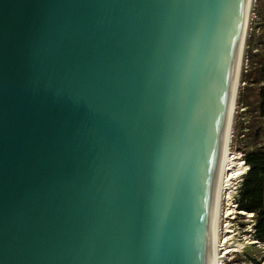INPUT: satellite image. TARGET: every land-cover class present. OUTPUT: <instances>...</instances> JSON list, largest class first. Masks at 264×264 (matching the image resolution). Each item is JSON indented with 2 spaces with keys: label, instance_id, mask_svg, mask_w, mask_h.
<instances>
[{
  "label": "water",
  "instance_id": "95a60500",
  "mask_svg": "<svg viewBox=\"0 0 264 264\" xmlns=\"http://www.w3.org/2000/svg\"><path fill=\"white\" fill-rule=\"evenodd\" d=\"M250 0H0V264H217Z\"/></svg>",
  "mask_w": 264,
  "mask_h": 264
},
{
  "label": "rangeland",
  "instance_id": "374dc122",
  "mask_svg": "<svg viewBox=\"0 0 264 264\" xmlns=\"http://www.w3.org/2000/svg\"><path fill=\"white\" fill-rule=\"evenodd\" d=\"M248 23V30L243 63L241 71H248L254 66L245 61L247 51L251 54L261 53L264 50V0H253ZM248 47V48H247ZM239 83V90L242 87ZM238 90V91H239ZM249 120V113L244 108L239 110L236 104L232 129V142L230 153L235 162L234 172L236 173L230 183L229 190L225 200L221 201L219 213V232H218V251L219 264H264V244L256 243L250 236L251 219L249 215L236 213L234 210V199L236 198V189L244 173V164L239 148L255 147L264 151V119L259 120L255 125L259 129L258 138L255 141L245 139L246 124Z\"/></svg>",
  "mask_w": 264,
  "mask_h": 264
},
{
  "label": "trees",
  "instance_id": "16d2710c",
  "mask_svg": "<svg viewBox=\"0 0 264 264\" xmlns=\"http://www.w3.org/2000/svg\"><path fill=\"white\" fill-rule=\"evenodd\" d=\"M245 61L254 66L248 71H241L240 82L243 85L238 91L236 104L239 110L244 108L249 113L246 136L242 135L243 138L255 141L259 135L255 125L264 119V50L254 55L247 51ZM250 148L238 147L247 169L236 189L234 210L237 214L250 216V236L256 243L264 244V151Z\"/></svg>",
  "mask_w": 264,
  "mask_h": 264
},
{
  "label": "bare ground",
  "instance_id": "6f19581e",
  "mask_svg": "<svg viewBox=\"0 0 264 264\" xmlns=\"http://www.w3.org/2000/svg\"><path fill=\"white\" fill-rule=\"evenodd\" d=\"M252 1L250 0L249 9H248V15H247V21H246V27H245V33H244V39H243V46H242V53L240 58V64H239V70H238V77H237V83H236V89H235V95H234V102H233V109H232V116H231V122H230V131H229V137H228V145H227V154H226V163H225V169H224V177H223V187H222V193H221V201L225 200V196L227 194V191L229 190V186L231 181L233 180V177L235 176L234 168H235V162L233 161V155L230 153V145L232 142V129H233V120H234V114H235V107H236V100L239 90V83H240V74L242 70V63H243V55H244V49H245V41L247 36L248 30V23L250 18V12H251V6ZM220 201V206H221ZM219 229V226H218ZM219 232V230H218ZM219 242V241H218ZM218 242H217V251H218ZM217 264H219V255L217 254Z\"/></svg>",
  "mask_w": 264,
  "mask_h": 264
},
{
  "label": "built area",
  "instance_id": "2783aa9c",
  "mask_svg": "<svg viewBox=\"0 0 264 264\" xmlns=\"http://www.w3.org/2000/svg\"><path fill=\"white\" fill-rule=\"evenodd\" d=\"M241 163L243 164V162H242V161H241ZM244 168H245V170H244V173H245V171H246L247 167H246V166H244ZM244 173H243V174H244ZM243 174H241V175H243Z\"/></svg>",
  "mask_w": 264,
  "mask_h": 264
}]
</instances>
